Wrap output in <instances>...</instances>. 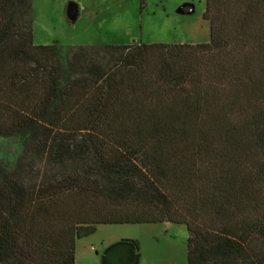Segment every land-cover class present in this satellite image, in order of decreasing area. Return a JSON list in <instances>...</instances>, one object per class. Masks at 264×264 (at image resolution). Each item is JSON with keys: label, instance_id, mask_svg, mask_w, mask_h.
<instances>
[{"label": "trees", "instance_id": "trees-1", "mask_svg": "<svg viewBox=\"0 0 264 264\" xmlns=\"http://www.w3.org/2000/svg\"><path fill=\"white\" fill-rule=\"evenodd\" d=\"M203 18L204 43L35 45L31 0H0V264L164 222L186 264H264V0ZM34 159L72 169L27 183Z\"/></svg>", "mask_w": 264, "mask_h": 264}, {"label": "rangeland", "instance_id": "rangeland-1", "mask_svg": "<svg viewBox=\"0 0 264 264\" xmlns=\"http://www.w3.org/2000/svg\"><path fill=\"white\" fill-rule=\"evenodd\" d=\"M206 0H31L35 45L90 46L204 43L209 23ZM76 6V18L67 6ZM0 138V160L5 157ZM26 167L27 183L48 179L72 167L58 168L44 159ZM184 225H98L95 232L75 243V264H114L105 253L116 251L118 264H186ZM135 242L137 248L131 245ZM123 245V246H120Z\"/></svg>", "mask_w": 264, "mask_h": 264}, {"label": "water", "instance_id": "water-1", "mask_svg": "<svg viewBox=\"0 0 264 264\" xmlns=\"http://www.w3.org/2000/svg\"><path fill=\"white\" fill-rule=\"evenodd\" d=\"M66 13H67V17L69 18V20L73 21L75 20L76 18V6L74 4H69L67 6V10H66ZM132 245V244H131ZM120 246H123V245H120ZM118 253L116 251L113 252V250H108L105 255H106V258L108 261H113L114 264H118L117 263V255ZM118 255H121V254H118Z\"/></svg>", "mask_w": 264, "mask_h": 264}]
</instances>
